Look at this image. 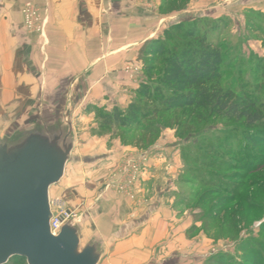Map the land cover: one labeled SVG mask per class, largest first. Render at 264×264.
I'll list each match as a JSON object with an SVG mask.
<instances>
[{"label": "crops", "instance_id": "0c3cea01", "mask_svg": "<svg viewBox=\"0 0 264 264\" xmlns=\"http://www.w3.org/2000/svg\"><path fill=\"white\" fill-rule=\"evenodd\" d=\"M218 1L191 0L185 10L163 15L162 0L146 5L139 0H0V131L29 118L27 111H58L63 102H74L76 110L85 104L108 110L123 104L119 89L125 64L137 60L144 44L179 16H204L210 3L214 18L237 16ZM27 4L38 9L42 34L24 27ZM234 6L243 14L264 12V0H241ZM56 125H62L58 114L38 128ZM11 136L6 133L0 140ZM146 153L139 155L146 159L139 187L149 199L145 204L104 192L107 171L93 164L84 172L75 166L68 174L66 166L63 181L50 190V197L65 199L84 217L78 226L81 244L99 245V264H189L193 243L185 234L187 214L173 208L172 184L166 181L168 173H161L163 159ZM169 255L170 262L165 259Z\"/></svg>", "mask_w": 264, "mask_h": 264}, {"label": "rangeland", "instance_id": "374dc122", "mask_svg": "<svg viewBox=\"0 0 264 264\" xmlns=\"http://www.w3.org/2000/svg\"><path fill=\"white\" fill-rule=\"evenodd\" d=\"M140 1L146 5L150 0ZM210 1L213 3L214 0ZM240 1H218L222 7L231 8L227 13L235 11L237 16L214 18L213 4L210 3L204 16H190L188 20L179 16L160 35L182 21L192 23L225 19L228 28L220 34V39L225 42L228 52L222 65L220 85L239 97H248L264 105V12L246 10L243 14L234 6ZM139 58L140 51L137 60L125 64L124 83L119 89L124 99L122 106L108 110L100 107L101 104L93 103L79 106L76 110L74 102L70 101L69 104L63 102L58 111L30 110L27 111L29 118H21V123L3 128L0 137L10 132L13 140L24 131L53 122L55 115H60L65 128H68V122L73 124L75 136V148L67 164V174L75 166L81 167L83 172L91 164L98 168L103 166L107 171L103 191L119 197L123 196L112 189L107 190L111 175L124 162L140 160L145 152L144 155L149 158L152 155L153 159L157 154L159 159H163L159 160L164 167L161 173H168L166 181L168 185L172 184L173 208L187 214L185 234L193 243L189 264H205L212 255L220 254H227L235 264L246 263L244 253H248L249 259L256 260L257 264H264V120L248 126L245 121L230 119L224 113L200 110L187 124L181 116L178 121L173 113L162 112L161 118L151 123L158 130L156 143L148 149L136 148L131 141L136 135L134 130L102 128L93 109L108 112L115 108L124 110L136 100L141 85L158 79L162 72L160 59L141 62ZM149 67H153L154 72L148 73ZM247 137L256 140L259 146L253 148ZM126 148L129 150H124ZM172 167L176 171L170 174ZM137 195V203L149 201L140 195V191ZM51 199L62 200L65 207L78 216L76 225L83 224L84 217L65 199L53 195ZM171 257L169 255L165 259L169 261ZM10 264L24 262L14 260Z\"/></svg>", "mask_w": 264, "mask_h": 264}, {"label": "trees", "instance_id": "16d2710c", "mask_svg": "<svg viewBox=\"0 0 264 264\" xmlns=\"http://www.w3.org/2000/svg\"><path fill=\"white\" fill-rule=\"evenodd\" d=\"M190 0H164L160 12L164 15L185 10ZM223 20V21H222ZM225 19L219 21L179 22L166 29L158 38L149 40L140 50L139 60L159 61L162 72L156 81L141 85L136 100L124 110L112 112L94 108L100 126L105 129L134 130L132 144L139 149H148L158 139V130L152 122L161 118L162 112L180 116L190 124L195 113L209 110L213 114L224 113L228 118L245 121L253 126L264 120V105L248 97H239L235 92L220 85L222 65L227 57V48L220 34L228 28ZM149 67L148 73L154 72ZM152 75V74H151ZM179 121V120H178ZM247 142L254 148L259 144L251 137ZM181 200H184L183 198ZM246 263L257 264L244 253ZM24 259H11L12 261ZM205 264H235L227 254L212 255Z\"/></svg>", "mask_w": 264, "mask_h": 264}, {"label": "water", "instance_id": "95a60500", "mask_svg": "<svg viewBox=\"0 0 264 264\" xmlns=\"http://www.w3.org/2000/svg\"><path fill=\"white\" fill-rule=\"evenodd\" d=\"M75 142L72 126H48L0 140V264H99L97 243L82 246L79 228L67 222L51 232L50 190L61 182Z\"/></svg>", "mask_w": 264, "mask_h": 264}, {"label": "built area", "instance_id": "2783aa9c", "mask_svg": "<svg viewBox=\"0 0 264 264\" xmlns=\"http://www.w3.org/2000/svg\"><path fill=\"white\" fill-rule=\"evenodd\" d=\"M24 17V27L28 32H37L42 34L44 31V22L38 9L32 4H27L22 9ZM146 159L128 160L124 162L116 171L111 175L112 180L107 184V190L112 189L117 194L131 200H137L139 191V184L145 173ZM51 199V198H50ZM51 209L53 218L50 222L51 232L54 236L59 235L62 227L69 221H73L76 225L78 216L74 211H70L65 207L62 200L51 199Z\"/></svg>", "mask_w": 264, "mask_h": 264}]
</instances>
